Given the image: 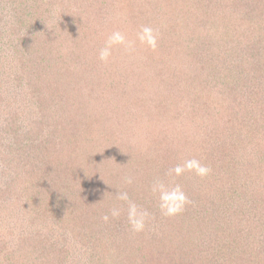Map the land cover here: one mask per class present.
I'll return each instance as SVG.
<instances>
[{"label":"rangeland","instance_id":"374dc122","mask_svg":"<svg viewBox=\"0 0 264 264\" xmlns=\"http://www.w3.org/2000/svg\"><path fill=\"white\" fill-rule=\"evenodd\" d=\"M226 1L0 0V128L5 119L13 120V137L18 134L24 148L41 140L39 146L51 149L62 173L72 166V178L80 177L82 185L117 193L121 215L131 204V212L141 208L150 224L166 228L158 235L163 250L146 257L145 264L160 262L162 256L166 263L175 260L176 238L185 233L196 235V241L182 243L195 258L181 254L183 264H222L219 256H211L212 245L235 234L241 235L235 240L245 241L249 232L253 241L264 230V159L246 182L236 161L238 147L248 142L235 126L241 118L244 123L245 113L264 122V94L257 104L248 103L259 88L264 90V34L257 30L264 19L260 11H247L250 0H229L230 7H224ZM238 15L247 19L241 16L240 23ZM48 32L53 39L39 45ZM212 128L225 149L202 143L199 132ZM88 139L94 140L89 148L109 149L90 182L84 181L79 162ZM3 145L0 140V155L7 152L2 165L11 153ZM121 165L130 166L129 194L115 181ZM127 196L132 202L123 201ZM4 197L0 224L8 225L0 226V245L11 233L19 239L32 236L23 230L27 217L18 204L8 205ZM18 198L27 199V191ZM208 224L210 239L200 230ZM40 227L50 241L61 236L53 227L50 234L46 224ZM136 237L141 242L136 239L127 249L133 264L149 249L147 236ZM251 244L246 243L250 255L255 251ZM45 247L50 257L65 256L58 246L57 254L49 243ZM28 249L23 247V259ZM197 249L209 254L195 262ZM34 256L46 264L45 257ZM8 262L0 252V264Z\"/></svg>","mask_w":264,"mask_h":264},{"label":"trees","instance_id":"16d2710c","mask_svg":"<svg viewBox=\"0 0 264 264\" xmlns=\"http://www.w3.org/2000/svg\"><path fill=\"white\" fill-rule=\"evenodd\" d=\"M230 1L227 0L224 7H230ZM242 1L243 0H235V2L238 3ZM259 2L260 0H250V3L248 1L249 4H247L246 9L250 14L260 11V13L263 14L262 19H264V3ZM233 14H235V12H233ZM25 15H27V13L24 14V16ZM243 15H238L236 20H241L240 23H243L242 17L247 19V17ZM257 30H261L263 35L264 24L262 23V25L257 26ZM51 39L53 38H50L49 32L48 34L45 33L44 40L38 41V44H48ZM24 40H27V38ZM28 40L33 41L31 38H28ZM40 61L42 63L45 62V58L42 57ZM44 64L45 63L42 65ZM261 70L264 72V68ZM262 87L264 88V84ZM262 94H264V90L259 88V92L255 95L256 97L252 96L253 99H249L248 103L257 104L258 100L263 98ZM1 97L0 92V98ZM3 101V99H0V105ZM245 114V121L243 124H240L242 118L240 123H235V126L238 125L236 133H241L243 135L241 139L248 142L245 147H238V144H235L239 150L237 153L239 154V158L236 163L238 165L237 168H240V174L246 178V182H249L250 179H254V177H251L253 173L252 168L255 167L256 164L260 167L261 164H263L264 122H259L258 119L254 118L255 116L252 113ZM8 120L5 119V123L2 124L3 126L0 128V140L3 141V146H7V150L11 151L8 161H5L4 165L1 163V157H5L7 152L5 151L0 155V195L5 196L3 200L8 203V205H12V203L15 205L18 204L21 215L27 217V222L23 226V230L26 234L32 235L29 237H25V235L19 239L16 238V236L13 237L11 233L8 237H2L0 252L7 258L9 264H39L40 257L34 256L36 252L38 255H42V257L46 258V264L54 261H56V264H79V261H81V263L87 261V264H110V260L112 264H133V261L130 260L132 255L127 249L132 247L131 244L136 239L140 241V233L143 234V236H147L145 240L149 241L146 245L149 246V249L147 250V254L143 253L144 255L138 258L140 261L134 258L135 264H145L146 257L150 254L155 256L157 254L156 252L159 253L163 250L164 244L158 235L160 231L161 234H163L164 230H167L166 228L160 225L154 227V223L150 224L146 220L148 213L140 211L141 208L139 209V206L138 208L135 207L136 210H139L131 212L132 210H130V207H132V205L130 204L127 207L128 209L123 210L122 216L120 212L116 210L115 201H118L116 197L117 193H106L103 192L100 187L95 190L88 185H82L83 180H81L80 177L72 178L74 175L73 171H75L72 166L70 168L67 167L66 172L62 173V171L58 169L55 159L51 158V149L48 148L46 144L42 147L39 146L41 140H38L36 144H32V147L27 146L24 148L19 139L20 136L15 134L16 136L13 137L14 131L12 132L13 127L11 123L13 120L11 122ZM215 128L217 130L221 129L220 127ZM215 128H212V130L204 129V132H199L203 140H205L202 143H204V145L207 143L208 146L212 145L213 148L217 147L220 150H222V148L225 149L218 138ZM42 136L46 139L45 143L50 142L49 136L44 134H42ZM206 139H209L208 142H206ZM91 140L92 139L86 140L87 144L82 148L81 152L83 157L79 160V162L82 161V169H84H81L84 174V181L89 180L88 182H90L89 178H92L94 173H97L96 164L98 162L104 163L105 154H109L108 148L102 151L100 150V146L89 148L88 145L91 144ZM92 143H94V140H92ZM114 156H116L115 153ZM102 157L104 159H102ZM122 157L124 161H122V164L125 165L127 163L125 153ZM90 163L91 165H89ZM123 165L118 166L121 168H118L119 172L115 173V181L121 184L123 189L129 194L132 191L131 188H133V186H130L128 175L130 166L122 167ZM89 166H91V168ZM131 167L133 168V165ZM70 173L73 174L70 175ZM17 180L21 183L20 185H17ZM253 184H255V182ZM12 187L13 190L11 193L10 188ZM17 188H19V190ZM21 188H23L22 191ZM23 191H27L28 198L23 199L21 202L18 197H20ZM74 191H76L77 195L75 197L70 194ZM124 200L125 203L132 202L128 196L124 197L123 201ZM179 212L182 213L184 211ZM223 213L224 212H222V214ZM182 214L184 215V213ZM259 217L262 216L260 215ZM164 221H166V219H163L162 222ZM208 222L204 220L205 224ZM170 223L171 222L167 221L166 226ZM44 224L47 225V231L53 227L55 229H51L53 233L59 232L61 236L54 238L52 241H50L48 236L45 238L42 233V227H40ZM7 225V222L0 224L1 227ZM140 225L143 226L141 230L139 229ZM225 227L227 235H229L230 227ZM203 228L200 230L205 233H202L204 238H209L212 234L208 233L210 225L208 224L205 226V229ZM179 230H181V228H179ZM49 233L52 234L50 231ZM247 234H249V236L246 235L244 237L248 243H252V248L255 250L253 254L250 255L246 250L247 241H244L243 238H241L240 241L235 240L236 236L241 237V235L235 234L231 237L232 239L230 237H223L221 242L215 246L212 245L209 249L211 256H219L220 259L217 261L222 264L223 260H228L231 264H237V262L241 260H243L244 264H260V262H264V230L258 232V237H254L255 240L253 241L249 239V237L253 238L250 236V232ZM136 235L139 238H137ZM183 235L184 236L180 239L176 238L180 248L178 249V253L175 254L176 256H174L175 260L170 259V261L166 263L164 259L165 256H162L160 262L153 264H183V258L186 256L193 261L195 258L194 250L189 248V245L185 246L187 242L185 244L182 243L183 241H196V235L191 236L189 234L188 237L186 233ZM11 236L13 238H10ZM214 238L217 239V237ZM48 243L51 245L50 248H55V254L58 253L56 249V246H58L65 256L61 259H59L60 255L58 254L56 255L57 258H54L55 256L50 257L51 253H49V251L46 250L47 247H45V244ZM194 246H196V244H194ZM23 247L29 248L28 251L26 250L27 256L25 259L20 256V254L23 253ZM120 248L124 249V251L121 252ZM115 250H118L121 254L117 253ZM208 252L209 251L206 249L205 251L200 250L196 255L195 262L199 261V258L204 259V255H207ZM181 254L185 256L182 258ZM127 257L129 258L126 259ZM32 258H38V261H34ZM153 259L154 258H152V260ZM41 264H44V262Z\"/></svg>","mask_w":264,"mask_h":264}]
</instances>
